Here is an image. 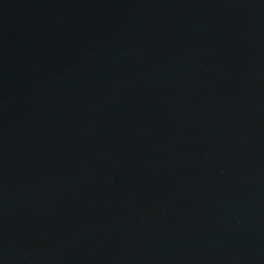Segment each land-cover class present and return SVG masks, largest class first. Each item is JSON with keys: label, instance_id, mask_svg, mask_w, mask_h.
I'll use <instances>...</instances> for the list:
<instances>
[{"label": "water", "instance_id": "95a60500", "mask_svg": "<svg viewBox=\"0 0 264 264\" xmlns=\"http://www.w3.org/2000/svg\"><path fill=\"white\" fill-rule=\"evenodd\" d=\"M0 264H264V0H0Z\"/></svg>", "mask_w": 264, "mask_h": 264}]
</instances>
